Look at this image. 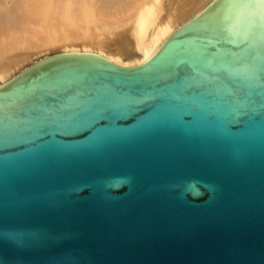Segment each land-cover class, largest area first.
I'll use <instances>...</instances> for the list:
<instances>
[{
    "label": "water",
    "instance_id": "obj_1",
    "mask_svg": "<svg viewBox=\"0 0 264 264\" xmlns=\"http://www.w3.org/2000/svg\"><path fill=\"white\" fill-rule=\"evenodd\" d=\"M0 264H264V0L3 83Z\"/></svg>",
    "mask_w": 264,
    "mask_h": 264
},
{
    "label": "bare ground",
    "instance_id": "obj_2",
    "mask_svg": "<svg viewBox=\"0 0 264 264\" xmlns=\"http://www.w3.org/2000/svg\"><path fill=\"white\" fill-rule=\"evenodd\" d=\"M100 1L0 0V86L20 63L34 61L51 44L63 43L65 52L95 53L123 67L141 65L209 0H102L106 6ZM101 31L115 34V44L107 45ZM91 39L99 40L96 46Z\"/></svg>",
    "mask_w": 264,
    "mask_h": 264
},
{
    "label": "rangeland",
    "instance_id": "obj_3",
    "mask_svg": "<svg viewBox=\"0 0 264 264\" xmlns=\"http://www.w3.org/2000/svg\"><path fill=\"white\" fill-rule=\"evenodd\" d=\"M105 1V0H104ZM214 0H209L206 4H205V6L202 8V10L203 9H205V8H207L212 2H213ZM101 2V4L103 3L104 5H105V2H102V0L100 1ZM102 4V5H103ZM166 4H168V3H166ZM107 5V4H106ZM105 5V6H106ZM201 10V11H202ZM200 11V12H201ZM166 12V10L164 11V13ZM199 12V13H200ZM184 25V24H183ZM181 27V26H180ZM94 28V27H93ZM125 29V28H124ZM120 30H123V29H120ZM101 32H104L100 37H101V39H105V38H107L108 40H110V42H108L107 43V45L109 44V43H114L115 44V41H113L112 39L114 38V35L115 34H113V35H111V33H109V35H108V32H106V31H101ZM106 32V33H105ZM105 34V35H104ZM105 36V37H104ZM116 36V35H115ZM99 37V38H100ZM109 37V38H108ZM96 40V41H95ZM95 40H89V41H91L92 42V44L93 45H97V42H99V40L97 41V39H95ZM95 41V42H94ZM63 45V43H60V44H51L50 46H49V50L47 51V52H44V53H41L39 56H35V59H34V61H29V60H26V61H24V62H22V63H20V67H18V68H20V69H18L17 70V72L16 73H18V72H20V71H22L23 69H25L26 67H28L29 65H31V64H33V63H35V62H37L38 60H40V59H42V58H44V57H48V56H50V55H54V54H58V53H60V52H65L64 51V49L61 47ZM111 45V44H110ZM115 47V46H114ZM21 51L23 52L24 51V49H19L18 50V53L20 52L21 53ZM126 59V58H125ZM2 60V59H1ZM126 60H128V59H126ZM15 75V74H14Z\"/></svg>",
    "mask_w": 264,
    "mask_h": 264
}]
</instances>
